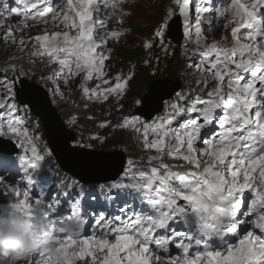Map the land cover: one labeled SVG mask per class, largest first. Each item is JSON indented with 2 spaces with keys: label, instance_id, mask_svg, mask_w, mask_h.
<instances>
[{
  "label": "snow or ice",
  "instance_id": "6c2138e0",
  "mask_svg": "<svg viewBox=\"0 0 264 264\" xmlns=\"http://www.w3.org/2000/svg\"><path fill=\"white\" fill-rule=\"evenodd\" d=\"M123 2L0 0V30L4 43L16 44L20 53L31 44L26 59L49 69L40 79L54 98L64 99L61 85L67 87L83 74V106L111 97L119 111L135 65L127 74L109 78L106 61L113 50L107 44L125 33L108 31L107 21L118 16L123 23L131 15L120 7ZM172 5L154 37L164 48L170 21L183 18L184 35L199 56L188 65L198 73L196 93H176L164 114L151 122L132 114L115 125L110 120L99 125L131 131L148 153L147 169L139 166L143 157L129 159L122 178L128 182L107 186L109 193L135 194L147 210L129 214L131 206L125 204L121 215L98 211L89 219L79 198L70 199L64 210L59 199L34 197L31 174H26L24 187L0 175V197L8 201L0 205V217H21L35 243L30 251L3 252L0 258L10 264H264V0H230L226 8L211 0H172ZM225 15L231 43L227 35L209 42L216 21ZM13 17L18 18L15 23ZM38 24L45 26L40 34L17 40L22 28ZM49 26L62 30L49 31ZM145 47H153V40ZM14 72L30 74L23 65ZM210 82L214 86L209 89ZM14 88L12 81L0 96V137L15 139L23 149L20 165L38 172L46 155L38 150L27 116L19 114ZM69 123L75 126L77 118ZM213 124L218 131L209 135ZM72 220L80 226L75 234L63 230Z\"/></svg>",
  "mask_w": 264,
  "mask_h": 264
},
{
  "label": "clouds",
  "instance_id": "9594fccd",
  "mask_svg": "<svg viewBox=\"0 0 264 264\" xmlns=\"http://www.w3.org/2000/svg\"><path fill=\"white\" fill-rule=\"evenodd\" d=\"M169 1V3L171 5L168 6H174L172 5V0H167ZM226 1V0H225ZM136 3L134 4H127V5H122L120 6L122 8V10L124 12H131L132 14V9L131 7H133ZM226 2L225 4H223L221 7H226ZM219 6H220V1H219ZM165 15V13L162 15V17ZM131 16V15H130ZM130 16H124L123 18V23H118L119 17L118 16H113V23L109 26L108 31L111 30H124L127 27V24L129 23L128 19L130 18ZM178 16V15H177ZM161 17V19H162ZM229 20V18L227 16H224V20L219 24V26L215 29L218 30L220 28H222L225 23ZM161 22V20L155 24V26L153 27V33L152 36L149 37V40H153V43H157L159 42V40L155 39L154 37V31L156 29V27L158 26V24ZM178 25V24H177ZM174 22V20L170 21L169 26L165 32V36H164V40L166 39H174L176 37H181L178 36L180 33V29L173 31V29L177 26ZM45 27L43 24H38L35 26H32L30 29L27 28L25 33H21L22 29L20 30V32L17 35H21V34H26L28 36H36L37 34L41 33V28ZM51 27V26H49ZM132 31V28L129 26V29ZM3 43V44H1ZM145 43L146 41H142V43L140 44L141 47H145ZM116 44V40L113 41H109L108 45H115ZM136 45V44H135ZM15 46H17L16 44H5L4 43V31L0 30V71L1 70H5L7 67L9 69V71L14 72V69H18L21 65H29L31 68H34V66L36 64H41L39 62V60H37V62L35 63V65L29 64L28 60L26 59L27 55H28V51L31 49V44L28 45V48L23 52L20 53L17 50H15ZM171 48V45H170ZM15 53V54H13ZM116 55L117 52H112V56L115 60H116ZM169 60V59H168ZM169 62H172L169 60ZM117 63V62H116ZM163 63L165 64V62L163 61ZM173 63V62H172ZM135 65V63L133 64ZM5 68V69H3ZM41 70L44 74H47V72L49 71V69H44L41 65ZM107 71V70H106ZM108 72V75H110V72ZM191 75L187 72L186 68H183L181 70V73L177 76H172V75H167L166 78L168 79H172L173 81H175V85L171 86L169 85V92L165 95V99L169 98V96H171L172 94H174L177 89H181L182 85L181 84H185L188 83V88H191V86H193L195 88V83L192 79V77H190ZM83 77V74H81V76L77 77L74 81L70 82V84L65 87L63 85H61V87L64 89L65 91V98L64 99H60L59 97L54 98L52 96L51 91L49 90L50 86H42L40 84H37L36 82L34 83L36 86L40 87V91L42 92V94L44 95V99L43 100V104L44 106L41 108H38L35 103L33 102L34 97L32 96L31 98H29L28 96L25 95V97H23V101L25 102V107L20 109V113L21 111H31L29 118L31 120H34L35 123L33 125H31V129L33 131V133L35 134L36 137H38V139H36L35 143L38 146V150L43 153L46 154L47 152H53L54 155V161L51 163V165L53 163H56L57 166L66 172H70L71 171V166L73 169H76L73 165H71L69 163V159L72 160H76V159H88L90 161H97V163H94L92 165V168L89 169V171L87 170V175L85 176L86 179H84L83 181L80 180L78 177H76V180L81 184V183H91L94 182L92 180V178L97 177L98 175H102L101 173L103 171H101L97 166L101 163V165L104 166V162L107 161L106 159H104V157H111L114 156V159L117 160V164H116V168L118 165V158H117V154L118 152L116 150L113 149H117V146H124L127 143L128 140V136L125 133V131L123 130H116L113 132V134L111 135V130L109 127H107L105 129V131H103L100 136L101 137H105L107 136V140L104 142L105 144L101 143V140L99 141V148H97L96 150L93 147V150H84V149H78L75 146H69L71 142L76 141L75 138L78 137V133H81V136L83 137H90V136H95V135H99L96 133V127H94V122L93 119L95 120V123H97V119L99 121V123H102L103 119L101 117H93L91 115H87L86 117H84L83 119L79 120L78 116L76 115L77 112H79L81 110V108L83 107V99L82 97V93L79 89V84L81 83V79ZM185 77V80H182V78ZM187 77H190L189 79ZM19 78L21 80L25 79V76H19ZM110 78V77H109ZM2 79L0 78V81ZM168 81V80H166ZM165 81V82H166ZM213 83H209L208 84V88L210 89L211 87H213ZM186 87V88H187ZM198 88V85H197ZM70 89V91H69ZM130 89V88H129ZM143 89H140V96H144L147 94V91ZM206 91V90H205ZM6 92H2L0 96L5 95ZM40 95V94H38ZM41 96V95H40ZM162 97H159L158 99H161ZM29 99V100H28ZM27 100L29 103H27ZM55 100H58L60 102H54ZM123 105L125 108V112L126 114H131V113H135L139 110H142V105L139 106V108H133L131 105H128L127 100L124 98L123 100ZM142 102V101H141ZM143 103V102H142ZM56 112V113H54ZM75 116L77 118V123L75 126L71 125L69 123V120ZM46 117H53V119H56V123L59 126V128H61L64 136H65V149L61 152V154H58L57 149L55 148V146L53 145V141L49 135V132H47L44 128H45V124H46ZM89 117H91V119H89ZM120 118V114L119 116H115L113 119H118ZM108 120V119H107ZM79 130V131H78ZM73 140V141H71ZM94 141L93 140L92 144L94 146ZM10 141L7 137H5V141L3 139V137H0V155L3 156V160H2V165L0 164V168H3L5 170L7 163H8V157H7V152L11 150V147L8 146L7 144H9ZM138 146H135V148L133 149V151L138 152ZM48 162V159L46 158L45 163ZM50 165V166H51ZM47 167H42L38 172L43 173L42 171H44ZM94 168H97L100 171H95L94 172ZM104 168V167H103ZM38 172H24L21 177L18 179V181L16 182V184H19L21 187L26 186V174H31L33 175V177L35 176L36 173ZM90 172V173H89ZM97 172V174H96ZM3 171H0V175H2ZM121 173V169L117 172V169L112 170L109 174L110 175H116V174H120ZM47 179H51V177H44L41 180V183L39 182V180H37V183L39 185H42V183L47 180ZM112 180V179H111ZM21 181L25 182L23 184H21ZM109 181V180H106ZM49 182V181H48ZM68 183V182H65ZM32 186H35L34 184ZM56 190H58L59 192H61V186L56 185L54 187ZM50 188L46 187V189L44 190V192L48 191ZM41 191V190H40ZM40 195L38 194V197ZM8 201L5 200L4 204H6ZM83 208V207H82ZM95 209V206L93 208V210ZM83 211L85 213L90 214L91 212H89V210L87 209H83ZM24 221L21 217H8V216H2L0 217V253L3 252H9V253H17V252H25V251H30L31 249H33L35 247V243L34 240L32 238V235L30 232H26L24 230V228L22 227ZM79 225L76 223L75 220L72 221H68L63 225V230L65 232L71 233V234H75L76 232L79 231ZM90 231V230H89ZM175 252V250H174ZM0 264H10L9 261H5L4 259H0ZM21 264H23V262H21Z\"/></svg>",
  "mask_w": 264,
  "mask_h": 264
},
{
  "label": "bare ground",
  "instance_id": "6f19581e",
  "mask_svg": "<svg viewBox=\"0 0 264 264\" xmlns=\"http://www.w3.org/2000/svg\"><path fill=\"white\" fill-rule=\"evenodd\" d=\"M215 0H211L213 6H215L217 4V1ZM226 7L228 6V4L230 3V0H226L225 1ZM11 3V1H10ZM224 7V8H226ZM224 20V17L219 18L216 21L215 26H219V24ZM113 23V17L109 18L107 21V30L109 29V26ZM145 27V32L144 35H139L140 37H142L144 39V41H148L149 37H151L152 35L150 34V30L149 28L144 25ZM56 30V28H53ZM129 29V24H127V27L124 29V35L121 36V38L116 41V45L111 46V49L115 52H117L116 47L117 45L124 47L128 46L127 44L129 43V39L127 40V38L131 35L132 31L128 30ZM178 29H183V18L181 17V20L179 21V25H177L173 31L178 30ZM22 30L25 32L26 28H22ZM144 30H142L143 32ZM31 37V36H28ZM34 37V36H33ZM212 42V41H209ZM108 45V44H107ZM171 45V48H170ZM140 46V45H138ZM136 46H134L133 48H135ZM132 48V49H133ZM167 49L166 51L164 49ZM131 49V50H132ZM130 50V51H131ZM112 51V52H113ZM195 51V44L193 42H190V40L185 37V36H181V37H176L174 39H166L164 40V48L161 47L160 42L157 43H153V47L151 48H146V47H141V55L140 58H135L132 53L130 52L129 55H132L133 58L130 57H125L123 56L122 62L124 63L123 68L118 70L117 72H110V75H108L110 78L114 77L118 72L123 73V74H127L131 69L133 64L135 63V76L132 79V81L130 82L129 85V91L133 88L131 87L132 84L136 85L139 84L140 82H143V79L145 78V80H147L146 83V87L145 90L147 91V94L144 96H141L140 99V103L136 106V104H133V106H135V111L136 108H139V106L142 107V110H139L137 112H135L136 115H138L139 113H142V117L140 118L142 120L143 117H146L147 115H149V110H152L154 108V106L157 103V99L159 97H164L170 90H169V85L174 86L176 83L175 81H173L172 79H168L165 77H159V78H155L157 76L154 75L155 71H156V66L161 62L163 63L166 61H172L174 63V65H177L179 67H181L176 59L172 58V56L177 53V55L180 56V58L182 59H186L187 60H191L190 63H196L199 59L198 54H193ZM112 55V54H111ZM169 59V60H168ZM145 60L150 61V63L145 64ZM112 62L110 60L106 61V70L108 68L109 65H111ZM164 64V63H163ZM169 63H165L166 66H168ZM173 65V66H174ZM23 66L26 67V69L29 71V75L25 76L24 80H21L19 78L18 75L15 74V72H11L9 71L8 67L5 70H1L5 73L6 79L5 82L7 81V79H10L11 82L15 81V92L17 93V103L21 108L25 107V102L23 101V97L28 96L29 98H31L32 96L34 97L33 102L35 103V105L38 108H41L44 106L43 104V100L42 97L40 95H38V91L40 89L39 86H36L34 83L36 82L37 84H40L42 86H45V84L41 81L40 77L42 74V70H41V64H36L34 66V68H31L29 65L24 64ZM140 66V67H139ZM183 68V67H181ZM143 69H147V74L145 76L144 75V71ZM187 72L191 75L190 77H192L194 83H195V87H197V79H198V73H196L194 71L193 68H189L188 66L186 67ZM188 77V79L190 78ZM168 80V81H166ZM183 80V79H182ZM166 81V82H165ZM8 82L5 85L0 84V88L1 90H3L4 88L7 89L8 86ZM182 88L181 89H177L178 93L182 92L183 89H185V84H181ZM2 86V87H1ZM133 86V85H132ZM188 86V84H187ZM129 91L126 94V97L130 96ZM29 100V99H28ZM27 100V103H29ZM143 103H142V102ZM54 102H60L58 100H55ZM83 103L85 104L86 101L83 100ZM83 104V105H84ZM104 105H106L104 107ZM112 106H115V108L113 109ZM132 106V107H133ZM116 104L114 105L113 101L111 103H88V107L85 108L84 106L81 108V110L83 111L82 113H85L86 116L87 115H91L93 117H101L103 119L102 122H104L105 120H110L113 119L115 116H119V114H122V112L119 110H117L116 108ZM91 108H94L91 109ZM102 109L101 111H103L102 114H100L99 110ZM56 113V112H54ZM110 113V114H109ZM28 118H29V114H25ZM77 115V113H76ZM78 116V115H77ZM30 119V118H29ZM99 119V118H98ZM97 119V123H95V120L93 119L94 122V127H96V133L100 134L105 131L106 128H101L99 127V125L101 123H99ZM56 119H53V117H46V124H45V130L47 132H49V135L53 141V145L55 146V148L58 151V154L60 155L61 152L65 149V136L61 130V128H59V126L57 125V123L55 122ZM31 125H33L35 123L34 120H31ZM150 122V121H147ZM214 127V126H213ZM215 128V127H214ZM99 134V136H100ZM7 137V136H5ZM5 137H3L4 141H5ZM10 141L9 144H7L8 146L11 147V150L7 152V157H8V163L7 166L5 168V170L3 171L2 175L4 177H6L8 182H13L14 180L17 182L18 179L21 177H19V175H22L24 172H26L27 170L25 169L24 166L19 165V156L21 154H23V149H21L20 145L16 142L15 139L9 138L7 137ZM136 141H138V139H135ZM73 141V140H71ZM99 141L100 140H95L94 141V149L96 150L97 148H99ZM49 153V152H47ZM46 153V156H47ZM51 156H47L48 159V164L47 166H50L51 163L54 161V153L50 152ZM104 159H106L107 161L104 162V170L101 173L102 175L107 174V172L109 171V169H116V164H117V160L114 159V156L111 157H104ZM69 163L71 165H73L75 168H77L80 172L84 171V170H88L92 168V165L94 163H97V161H90L88 159H76L75 161L72 159H69ZM44 166V167H47ZM6 173H10V175H6ZM90 173V172H89ZM97 174V172H96ZM50 181V179L45 180L42 183V187H44L43 184L45 183H51L48 182ZM49 186V185H47ZM103 211V210H102ZM119 211V210H118ZM3 259V258H1Z\"/></svg>",
  "mask_w": 264,
  "mask_h": 264
},
{
  "label": "rangeland",
  "instance_id": "374dc122",
  "mask_svg": "<svg viewBox=\"0 0 264 264\" xmlns=\"http://www.w3.org/2000/svg\"><path fill=\"white\" fill-rule=\"evenodd\" d=\"M168 5H171V4L167 0H140L137 4H135L133 7H131L132 14H131L130 18L128 19V21H129L128 24L132 28V33L127 38V40L130 38L129 43L127 45H132L133 43H135L136 44L135 46H138L142 43V41L144 39L142 37H140L139 35H144V33H146L144 25H146L149 28L150 34L152 35L153 27L155 26V24H157L161 20V17L165 13V10L167 9ZM217 27L215 26L212 29L209 41H212L213 39L219 40L222 35H227L228 43L230 44L231 43L230 28L225 30V28L223 26L222 28L215 30ZM43 28H41V30H43ZM53 30H55V29H53L52 27H49V31H53ZM56 30H62V29L56 28ZM142 30H144V31L142 32ZM21 33H25V32L22 30ZM21 36L28 38V35L21 34V35H17V40H19ZM190 42H192V41H190ZM1 44H3V43H1ZM111 46L112 45H110V46L107 45V47L110 49H111ZM123 46L124 47L117 45V47H116L117 52L121 53V50H122L126 54V55L123 54L125 57L133 58L132 55H129V52L127 53V46H125V45H123ZM113 47H114V45H113ZM15 50H17V46H15ZM114 52H115V50H114ZM13 54H15V53H13ZM109 60L112 62V64L110 63L111 65L108 66L107 71L117 72L118 70L123 68L124 63L122 62V60L120 62H119V60H117L116 61L117 63H116L112 55H111ZM175 68L176 67L173 65L166 66L165 64L160 62L156 66V71H155L154 75L157 74V76L155 78H159V77L161 78L164 75L163 72L168 73V72L173 71ZM0 78L2 79L0 81V84H3L5 86H6L7 82L8 83L11 82L10 79H7V81L5 82L6 76H5V73L3 71H0ZM82 80H83V77H82L81 81ZM95 83H96V81L93 80V81L89 82V85L94 86ZM113 83H114V81H113ZM146 83H147V80H145V78H144L143 82H140L139 84L134 85V88H132L129 91L130 96L126 97L125 99L127 100V102L131 106H133V104H136V106L138 105L137 103H135L136 101H140V99H141L140 94H138V93H140V91H138V87L140 86L143 89L142 91H144L145 87H146ZM3 91L6 92L7 89L4 88L3 90H1V88H0V95ZM112 101H113L114 105L116 104V106L118 107L116 100L114 98H111V97H110L109 101H107L105 103L108 104V103H111ZM121 103H123V101H121ZM133 108H135V106H133ZM120 111L122 112V114L127 115L124 107ZM19 114L22 117L25 116L24 113H19ZM27 120H28L27 127L31 130V133L35 136V134L33 133L32 129H31V122H30V119L28 117H27ZM46 158H47V156H46ZM47 164H48V162L45 163L43 165V167L47 166ZM6 175H10V173H6ZM20 176L21 175H19V177ZM10 183L16 184V181L14 180L13 182H10ZM4 202H5L4 197H0V205H3Z\"/></svg>",
  "mask_w": 264,
  "mask_h": 264
},
{
  "label": "trees",
  "instance_id": "16d2710c",
  "mask_svg": "<svg viewBox=\"0 0 264 264\" xmlns=\"http://www.w3.org/2000/svg\"><path fill=\"white\" fill-rule=\"evenodd\" d=\"M135 46V43H133L132 45H128L127 46V53L129 52H131L132 53V55L135 57V58H140V55H141V45L140 46H136L135 48H133ZM133 48V49H132ZM132 49V50H131ZM131 50V51H130ZM123 54H125L122 50H121V53L120 52H117V55H116V60H119V62L123 59ZM126 55V54H125ZM172 58H174V59H176V61H177V63L181 66V67H183V68H186L189 64H190V61L191 60H187L188 58H186V59H182V58H180V56L179 55H177V53H175L173 56H172ZM165 63H169L168 65H174V63H172V62H169V61H166ZM176 68L173 70V71H171V72H163V77H165V76H167V75H172V76H177V75H179L180 73H181V70L183 69V68H181V67H179V66H177V65H174ZM140 67V66H139ZM143 71H144V75L143 76H145L146 74H147V69H143ZM188 78V77H187ZM183 80H185V77L184 78H182ZM187 84L188 83H185V87H187ZM133 85V86H132ZM131 85V87H133L134 88V84H132ZM140 89H141V87L139 86L138 87V91H140ZM185 92H191V93H193L194 91H193V89L191 90V91H187V88H185V89H183V91L182 92H180V93H185ZM128 105H130L129 103H128ZM106 105H104V107H105ZM112 108L114 109L115 108V106H112ZM91 109H93L94 110V108H91ZM102 109H100L99 110V112H100V114H102L103 113V111H101ZM83 111L82 110H80L79 112H77V115H78V118H79V120H81V119H83L84 117H86V114L85 113H82ZM136 141V140H135Z\"/></svg>",
  "mask_w": 264,
  "mask_h": 264
},
{
  "label": "water",
  "instance_id": "95a60500",
  "mask_svg": "<svg viewBox=\"0 0 264 264\" xmlns=\"http://www.w3.org/2000/svg\"><path fill=\"white\" fill-rule=\"evenodd\" d=\"M38 94H40L41 97L44 99V95L42 94V92L40 90L38 91ZM29 104H30V102H29ZM121 165H122V158H120L119 161H118V165H117V168H116L117 169V172L120 170ZM97 167L101 171L104 170L103 169L104 166L101 165V163ZM100 170H98L97 168H94V172L95 171H100ZM112 170L113 169H109V171L107 172V174L98 175L97 177L92 178V180L95 181V182H102V181H106V180H111L115 176V175H110L109 174ZM72 172L75 173L80 180L83 181L84 179H86L85 176L87 175V170H84V171L80 172L78 169L76 170V169H73L72 168Z\"/></svg>",
  "mask_w": 264,
  "mask_h": 264
}]
</instances>
